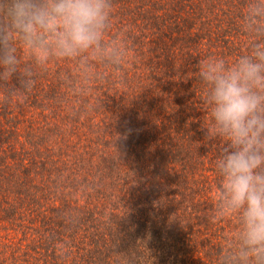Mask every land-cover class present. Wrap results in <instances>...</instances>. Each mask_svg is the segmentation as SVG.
<instances>
[{"label": "trees", "instance_id": "obj_1", "mask_svg": "<svg viewBox=\"0 0 264 264\" xmlns=\"http://www.w3.org/2000/svg\"><path fill=\"white\" fill-rule=\"evenodd\" d=\"M257 2L112 0L115 60L19 49L34 82L0 81V264H218L237 224L212 215L196 66L249 50Z\"/></svg>", "mask_w": 264, "mask_h": 264}, {"label": "clouds", "instance_id": "obj_2", "mask_svg": "<svg viewBox=\"0 0 264 264\" xmlns=\"http://www.w3.org/2000/svg\"><path fill=\"white\" fill-rule=\"evenodd\" d=\"M0 13V81L18 76L25 88L34 82L21 47L41 66L50 59L117 58L104 42L112 0H5ZM247 21L258 37L247 52L232 61L206 55L196 66L207 113L202 130L218 145L212 215L237 224L218 264H264V4L254 3Z\"/></svg>", "mask_w": 264, "mask_h": 264}]
</instances>
